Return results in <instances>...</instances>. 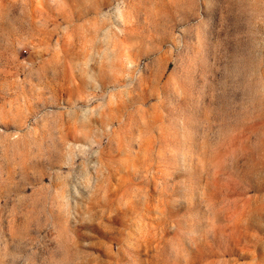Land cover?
<instances>
[{
    "label": "rangeland",
    "instance_id": "obj_1",
    "mask_svg": "<svg viewBox=\"0 0 264 264\" xmlns=\"http://www.w3.org/2000/svg\"><path fill=\"white\" fill-rule=\"evenodd\" d=\"M0 264H264V0H0Z\"/></svg>",
    "mask_w": 264,
    "mask_h": 264
}]
</instances>
